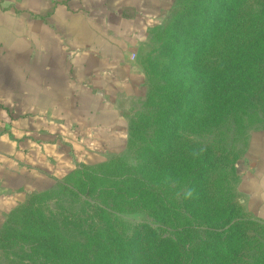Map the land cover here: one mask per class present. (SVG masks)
<instances>
[{"label":"trees","instance_id":"obj_1","mask_svg":"<svg viewBox=\"0 0 264 264\" xmlns=\"http://www.w3.org/2000/svg\"><path fill=\"white\" fill-rule=\"evenodd\" d=\"M240 2L178 0L162 28L154 30L147 57V77L156 57H169L158 70L160 89L151 82L144 100L148 105L161 95L160 123L141 115L129 124L127 147L140 140L154 143L144 154L147 160L138 167L127 166L120 156L85 164L56 187L29 195L0 230V248L10 264L239 262V240L246 232L236 206L214 207L208 191L210 172L227 160L194 144L177 160L165 157L177 150L184 106L192 107L189 115L203 126L218 127L246 114L255 115L264 130V0L251 24L237 26L223 50L212 54L219 36L235 24ZM90 188L96 197L85 195ZM51 197H66L69 208L59 216L48 214L40 204ZM122 202L146 210L160 231L141 223L125 236L115 219L106 217ZM19 246L22 255L10 251ZM254 256L249 264H264V253Z\"/></svg>","mask_w":264,"mask_h":264},{"label":"crops","instance_id":"obj_2","mask_svg":"<svg viewBox=\"0 0 264 264\" xmlns=\"http://www.w3.org/2000/svg\"><path fill=\"white\" fill-rule=\"evenodd\" d=\"M176 0H0V230L29 195L127 150L153 32ZM238 191L264 223V130Z\"/></svg>","mask_w":264,"mask_h":264},{"label":"rangeland","instance_id":"obj_3","mask_svg":"<svg viewBox=\"0 0 264 264\" xmlns=\"http://www.w3.org/2000/svg\"><path fill=\"white\" fill-rule=\"evenodd\" d=\"M178 0L175 2L177 6ZM262 7V0H241L238 6V12L235 18V24L224 31L212 47V54L216 55V52L220 53L226 46L228 40L231 39L232 30H238L237 26L241 29L242 26H249L251 20L258 14L259 9ZM166 23V22H165ZM164 23V24H165ZM163 24V25H164ZM162 25V26H163ZM162 26L160 28H162ZM214 55V56H215ZM169 57L160 58L156 57L154 64H149L148 77H147V89L151 82H154L155 91L159 90L157 86L158 82V70L168 62ZM163 69V68H162ZM147 94V92H146ZM146 94L144 100L146 98ZM161 95L156 94L154 99L149 102L148 105L143 101H139L133 109L131 119L139 116H154L157 124L160 123V101ZM190 106H184L181 110L180 116V128L178 131L177 150L173 153L166 155L165 160L179 158L180 153L186 154L189 152L187 149L190 144L198 145L204 149H208V152H213L218 155H223V161L227 160V165L219 166L216 170L210 172L209 181V197L214 207H224L231 202L236 206L235 214L239 216L241 226L245 228V235L239 240V249L242 254L238 263L235 264H249L255 260V254L264 253V223L254 218L245 208L242 203V196L238 191L240 183V174L246 170V152L249 146L250 136L253 132L261 130L259 124L255 123V115H244L237 119H231L228 122L216 127V126H203L200 125L197 118H192L189 115ZM194 109V108H193ZM203 106L198 105L199 114L203 113ZM184 111V113H183ZM260 127V128H259ZM259 128V129H257ZM150 141H137L136 144L129 145L127 150L118 157L127 166L138 167L141 166L147 158L144 154L147 149L152 147L154 143L150 144ZM176 164V162L174 163ZM173 164V165H174ZM235 167V168H233ZM85 195L97 196L94 194V189H89ZM84 197V196H83ZM64 199H58L56 197L48 198L41 202V207L48 213L53 215H61L66 209L69 208V201ZM131 204V205H129ZM132 203L122 202L119 207L109 210L106 213L107 218L115 219V222L119 230L127 237L133 234L135 227L141 223H148L154 228L159 230V224L154 220L152 216L146 210L133 209ZM238 210V211H237ZM27 246H25L26 251ZM11 252L22 255L21 246L11 248ZM0 264H10L7 253L4 249L0 248ZM53 264H61L55 261ZM218 264H227L226 261L220 260Z\"/></svg>","mask_w":264,"mask_h":264}]
</instances>
